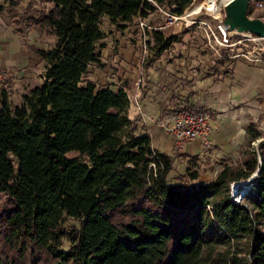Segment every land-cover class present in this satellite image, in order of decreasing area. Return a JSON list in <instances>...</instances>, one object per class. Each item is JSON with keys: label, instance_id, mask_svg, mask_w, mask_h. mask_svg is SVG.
Instances as JSON below:
<instances>
[{"label": "trees", "instance_id": "obj_1", "mask_svg": "<svg viewBox=\"0 0 264 264\" xmlns=\"http://www.w3.org/2000/svg\"><path fill=\"white\" fill-rule=\"evenodd\" d=\"M42 1L53 7L12 21L15 33L24 23L54 36L48 48L36 50L42 81L19 104L0 91V194H6L0 264H264V142L248 209L231 201L229 184L257 168L255 151L206 182L194 184L199 173L190 166L169 183L172 159L129 118L126 88L80 84L87 66L99 61L96 50L107 35L101 17L124 30L135 17L147 18L152 2ZM152 1L181 13L192 0ZM183 36L192 37L186 30L153 31L143 68ZM214 59L208 75L217 79V67L233 60ZM188 99L171 112L206 111ZM262 136L256 123L246 125L249 144ZM71 152L77 155L67 158ZM180 156L199 167L198 157ZM67 215L78 219L77 227L66 225Z\"/></svg>", "mask_w": 264, "mask_h": 264}, {"label": "crops", "instance_id": "obj_2", "mask_svg": "<svg viewBox=\"0 0 264 264\" xmlns=\"http://www.w3.org/2000/svg\"><path fill=\"white\" fill-rule=\"evenodd\" d=\"M135 20L136 17L123 31L113 32L110 39L106 36L99 42L96 50L99 61L87 66L80 83L82 86L86 81H92L97 89L109 87L117 90L124 87L135 94V80L144 64H140L137 59L140 40L134 27ZM155 21L156 18L153 22ZM34 37L36 36L30 30H24L23 26L20 27V33H15L10 18L0 14V67L5 72L8 90L15 98L14 104H19L21 96L42 81L44 63L36 50L46 49L48 44L36 43ZM177 44L165 50L160 58L169 53H181L183 50L177 48ZM159 59L148 69L143 68V82L136 93L137 105L129 103L128 116L137 124L138 131L150 135L155 149L178 158H182L180 155L184 153L196 155L205 162L209 158V163L214 164L238 150L246 139V125L253 122L247 115L252 105L249 98L256 96L264 100V62H250L253 64L251 67L235 61L229 68L228 78L219 69L218 78L213 79L212 75H208L212 74L211 71L198 77L196 70H190V67L189 72L182 67L175 74L173 66L160 64ZM176 69H180L179 66ZM178 93H182L184 97L189 96L190 104L210 109L211 149L204 150L198 141L188 142L178 149L174 146L171 135L160 126L172 113L173 104L184 98L178 99ZM263 120L261 118L259 121L264 123ZM256 124L263 134L264 128L257 122ZM214 149L217 151L216 155L213 153Z\"/></svg>", "mask_w": 264, "mask_h": 264}, {"label": "rangeland", "instance_id": "obj_3", "mask_svg": "<svg viewBox=\"0 0 264 264\" xmlns=\"http://www.w3.org/2000/svg\"><path fill=\"white\" fill-rule=\"evenodd\" d=\"M0 5L2 6V13L1 14H5L10 18V24H11L13 29H14V24L12 23V21L14 19H21L22 17H25V19H26L27 17L36 16L37 14H39V12L41 13L42 11H45V10L48 11L50 8L53 7V3L43 2L42 0H0ZM255 8H263L264 9V3L255 4ZM26 12H27V14H26ZM13 13H17L18 16L16 18H12ZM156 16H158V13L156 11L152 12V15L150 14V16H149L150 23H152V20L154 21V18H156ZM101 18L102 19H101L100 28L103 32H105L107 34L106 36H108L107 37L108 39H110L109 37L113 32L123 31V30H116L115 26L109 21L108 17L102 16ZM25 19L23 20L24 22H25ZM157 23H155V24H157ZM21 26H23L24 30H30V32L36 36V37H34L35 38L34 42H36V43L37 42L47 43L49 46L55 40L53 35L45 34L44 33L45 31L39 26H33V27L29 28L24 23H21L19 26V30H20ZM177 30H178V26H175L170 31H167V30H164V31L162 30V31H163L165 36H169V35L173 34L174 32H176ZM196 30H198V29H196ZM177 48H180L181 50H183V51H181L182 54L181 53H179V54L169 53L167 55H163L159 59L160 64L162 63L165 66H170V67L173 66L172 71L175 74L179 73L181 68L183 67L186 72H189L190 70H196V76L202 77V76L206 75L208 72H210V67L215 64V59L211 56L208 49L206 48V43H205L204 35H203L202 31H199V32L193 34L192 37L183 36L181 42L177 44ZM148 57H149V54L146 55V60ZM137 59L140 62V48L137 49ZM235 61H241V62L245 63L246 65L253 67V64H251L247 60H244L241 58L235 59L232 62L225 63L226 66H225V64H223L222 66L217 67L222 71V74L225 78H228L229 68L231 67V65ZM177 66H179L180 69H176ZM189 67H190V70H189ZM211 69H213V68H211ZM0 91H1V88H0ZM8 94H9L10 101L14 103L15 98L12 97V94L10 93L9 90H8ZM177 97H178V99L181 100L184 96L182 95V93H178ZM249 99H250V104H252V105H250V112L247 114L250 117L249 120H251V121L253 120V122H255V123L257 122L259 126H262V128H264V123H262V121H259L261 118H264V100L261 98H257L256 96H253ZM243 105H244V103H243ZM244 107H246V106L244 105ZM205 110L207 113H209L211 115L210 109H205ZM211 117H212V115H211ZM260 138H264V130H263V136ZM260 138L253 141L250 144L245 139L243 141V145L238 150L233 152L229 157L225 156L224 158L219 159V161L214 162V164L209 163L210 162L209 158H207L208 162H205V161H201V158H199L196 155L189 156L187 154L189 157H195V156L198 157V162L200 164L199 167H193V165H190L189 161L187 160L188 158H183V157L178 158L175 156L173 157V155H171L170 157L172 159V170L167 175V181L169 183H177L178 182L177 177L186 175V169L188 167L192 166L191 167L192 170H197L199 173V179L193 181V183L197 184L199 182H206V181L214 178L216 173L224 165L234 166L235 163H237V164L241 163L243 156H245L246 154H249L250 151H255V148L257 147L256 146L257 141ZM215 149L217 150L216 147H215ZM215 149H214L213 153L216 155L217 151L215 152ZM257 149H258V155L257 154L256 155H257V162H258V158H260L259 147H257ZM202 151L205 152L203 149H202ZM161 153H163V152H161ZM76 155H77L76 153L71 152V153L66 154V157L70 158V157H73ZM240 168L244 169L243 165H241ZM244 171H246V170L244 169ZM246 179H248V177L244 178L242 180H246ZM247 194H250V192L248 191ZM244 198H246V199L242 198L239 200L242 204L246 205V208L249 209L251 206L250 199L248 201L246 196H244ZM5 199H6V194L1 193L0 194V213L2 210V203L4 202ZM241 203L239 204L240 206H242ZM66 225L77 227L78 226V219L74 218L73 216L67 215L66 216ZM63 248L64 249L68 248V243L66 241H64Z\"/></svg>", "mask_w": 264, "mask_h": 264}, {"label": "built area", "instance_id": "obj_4", "mask_svg": "<svg viewBox=\"0 0 264 264\" xmlns=\"http://www.w3.org/2000/svg\"><path fill=\"white\" fill-rule=\"evenodd\" d=\"M154 5L158 16H156L155 24L150 23L149 13L147 18L136 17L134 27L137 30L139 42H140V64L144 63L146 60V55L149 54L150 49L153 47L154 40L152 37L153 31H170L175 26H178V32L181 30H186L188 33L193 34L202 31L204 35V40L206 47L209 49L210 54L215 58L235 60L244 59L249 62H264V57L252 54L246 49H235L229 52L221 51L213 37L211 32L210 24L207 19L199 18L198 14L205 12L208 14H215L217 10V0H192L189 5L181 12L177 13L173 9H167L162 5H159L155 1L149 0ZM198 29V30H196ZM201 29V30H200ZM197 32H196V31ZM162 31V32H163ZM174 32L176 34L178 32ZM172 35V34H171ZM174 44H172L173 46ZM171 46V47H172ZM170 47V48H171ZM167 50V49H166ZM143 82V68L139 71L138 76L135 80V94H131L127 90V96L129 103L136 102V93L138 92L141 84ZM0 88L8 89V83L5 81V72L0 67ZM160 126L171 135L174 141V146L176 148H181L184 144L188 142L198 141L204 150H209L212 148V142L210 139L211 134V115L205 112H192V111H175L172 112L168 118L161 122ZM255 152L258 155V149L255 148ZM257 168L248 176L246 180L234 181L229 184V196L232 202L239 205L241 202L239 199H246L248 201L256 196L255 187L257 185L258 177L256 174ZM244 181H249L251 187L241 194L240 183ZM250 194H247V192ZM250 198H249V197ZM242 204V203H241ZM240 206V205H239ZM242 206L246 207L245 204Z\"/></svg>", "mask_w": 264, "mask_h": 264}, {"label": "water", "instance_id": "obj_5", "mask_svg": "<svg viewBox=\"0 0 264 264\" xmlns=\"http://www.w3.org/2000/svg\"><path fill=\"white\" fill-rule=\"evenodd\" d=\"M258 3L264 0H217L215 14L201 12L198 17L207 19L221 51L246 49L264 57V9L255 8ZM262 142L264 138H260L256 146ZM257 165L255 175L261 167V157Z\"/></svg>", "mask_w": 264, "mask_h": 264}, {"label": "bare ground", "instance_id": "obj_6", "mask_svg": "<svg viewBox=\"0 0 264 264\" xmlns=\"http://www.w3.org/2000/svg\"><path fill=\"white\" fill-rule=\"evenodd\" d=\"M239 185L241 186V189H240L241 194H244L245 191L251 187V185L249 184V181H244V182L240 183Z\"/></svg>", "mask_w": 264, "mask_h": 264}]
</instances>
